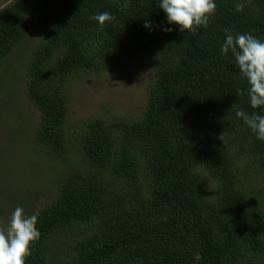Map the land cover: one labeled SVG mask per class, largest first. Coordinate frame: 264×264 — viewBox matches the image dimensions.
I'll return each mask as SVG.
<instances>
[{"label": "trees", "instance_id": "obj_1", "mask_svg": "<svg viewBox=\"0 0 264 264\" xmlns=\"http://www.w3.org/2000/svg\"><path fill=\"white\" fill-rule=\"evenodd\" d=\"M157 3L14 0L0 9V64L12 53L24 60L20 46L30 47L32 151L63 166L48 178L50 204L34 212L41 235L26 264H264V208L251 189L264 172V141L235 115L264 108L249 106L247 82L219 51L226 28L264 39V0H246L240 12L236 0H216L208 27L183 33L161 30ZM103 11L115 19H90ZM149 53L157 61L142 114L87 120L70 135L72 156L67 84L125 73Z\"/></svg>", "mask_w": 264, "mask_h": 264}, {"label": "rangeland", "instance_id": "obj_2", "mask_svg": "<svg viewBox=\"0 0 264 264\" xmlns=\"http://www.w3.org/2000/svg\"><path fill=\"white\" fill-rule=\"evenodd\" d=\"M14 0H0V9ZM24 60L12 53L10 61L0 64V227L6 226L15 207L28 215L50 204L56 191L54 177L63 167L52 158L33 152V131L37 111L25 97L24 62L30 47L20 46ZM155 55L149 53L137 58L122 74L103 72L79 75L66 86L69 98L66 126L72 156L70 135L91 118L136 119L145 107L147 87L154 78ZM23 62V63H22ZM10 63V64H9ZM71 158V157H70ZM73 165L78 158H71ZM51 173V174H50ZM202 191L210 196L214 186L201 174ZM264 208V172L251 182Z\"/></svg>", "mask_w": 264, "mask_h": 264}, {"label": "clouds", "instance_id": "obj_3", "mask_svg": "<svg viewBox=\"0 0 264 264\" xmlns=\"http://www.w3.org/2000/svg\"><path fill=\"white\" fill-rule=\"evenodd\" d=\"M245 4L246 0H236L235 10L242 11ZM157 5L165 14L164 24L167 26H160L165 32H171L172 25L178 26L181 33L207 28L217 10L216 0H158ZM90 19L103 26L115 17L103 11ZM144 27L152 30L154 25L145 21ZM223 31L219 47L221 55L231 53L238 69V78L247 82L249 106L252 109L264 108V39L250 32L234 34L227 28ZM240 94L243 95V90H240ZM235 115L247 125L257 140L264 141V114L239 109ZM38 219V213L28 215L22 207H15L7 225L0 227V264H26V258L32 254V245L40 239Z\"/></svg>", "mask_w": 264, "mask_h": 264}]
</instances>
